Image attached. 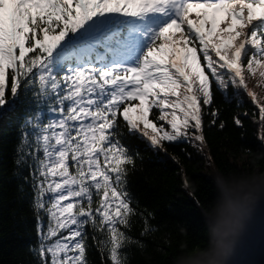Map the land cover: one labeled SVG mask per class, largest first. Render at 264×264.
Masks as SVG:
<instances>
[{
    "label": "snow or ice",
    "instance_id": "1",
    "mask_svg": "<svg viewBox=\"0 0 264 264\" xmlns=\"http://www.w3.org/2000/svg\"><path fill=\"white\" fill-rule=\"evenodd\" d=\"M245 71L264 78V0H0V122L25 113L20 151L48 216L42 264H90L89 227L111 264H128L133 241L120 226L136 214L126 191L135 161L120 118L153 147L203 145L213 84H231L264 130Z\"/></svg>",
    "mask_w": 264,
    "mask_h": 264
},
{
    "label": "trees",
    "instance_id": "2",
    "mask_svg": "<svg viewBox=\"0 0 264 264\" xmlns=\"http://www.w3.org/2000/svg\"><path fill=\"white\" fill-rule=\"evenodd\" d=\"M249 74L245 71V81L253 91ZM213 95V104L202 108L203 145L194 140L165 141L162 148L153 147L146 138L129 133L120 118L121 142L135 161L126 166V191L136 214L130 217V228L120 226L133 241L122 250L128 264H175L183 250L203 242L206 222L202 209L216 198L211 171H247L254 163L252 154H264L259 111L246 92L231 84L224 89L213 84ZM24 116L21 110L0 122V264H42L36 251L41 243L38 226L43 223L46 227L48 216L35 207L33 161L20 151L28 131ZM237 118L242 126L235 124ZM154 122L170 130L165 122ZM263 217L261 203L240 241L252 235ZM88 233L90 264H111L97 244L104 235L90 227Z\"/></svg>",
    "mask_w": 264,
    "mask_h": 264
},
{
    "label": "clouds",
    "instance_id": "3",
    "mask_svg": "<svg viewBox=\"0 0 264 264\" xmlns=\"http://www.w3.org/2000/svg\"><path fill=\"white\" fill-rule=\"evenodd\" d=\"M252 157L247 171H211L216 198L202 209L205 239L183 250L175 264H230L257 207L264 203V154Z\"/></svg>",
    "mask_w": 264,
    "mask_h": 264
},
{
    "label": "water",
    "instance_id": "4",
    "mask_svg": "<svg viewBox=\"0 0 264 264\" xmlns=\"http://www.w3.org/2000/svg\"><path fill=\"white\" fill-rule=\"evenodd\" d=\"M230 264H264V217L252 235L239 242Z\"/></svg>",
    "mask_w": 264,
    "mask_h": 264
},
{
    "label": "rangeland",
    "instance_id": "5",
    "mask_svg": "<svg viewBox=\"0 0 264 264\" xmlns=\"http://www.w3.org/2000/svg\"><path fill=\"white\" fill-rule=\"evenodd\" d=\"M198 11L197 9H193V13ZM193 19L195 16L193 15ZM223 19V17H221ZM223 27V25H221ZM249 86L253 89V91L257 94V98L260 100L262 104H264V78H261L259 72L255 76L249 74ZM252 79V80H251Z\"/></svg>",
    "mask_w": 264,
    "mask_h": 264
}]
</instances>
